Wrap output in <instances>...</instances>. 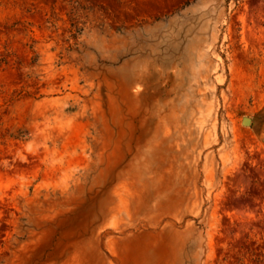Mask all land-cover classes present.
<instances>
[{"label":"rangeland","instance_id":"rangeland-1","mask_svg":"<svg viewBox=\"0 0 264 264\" xmlns=\"http://www.w3.org/2000/svg\"><path fill=\"white\" fill-rule=\"evenodd\" d=\"M0 264H264V0H0Z\"/></svg>","mask_w":264,"mask_h":264},{"label":"water","instance_id":"water-1","mask_svg":"<svg viewBox=\"0 0 264 264\" xmlns=\"http://www.w3.org/2000/svg\"><path fill=\"white\" fill-rule=\"evenodd\" d=\"M254 122H255V118L252 119L250 117H244L242 119V124H244V125H252Z\"/></svg>","mask_w":264,"mask_h":264}]
</instances>
